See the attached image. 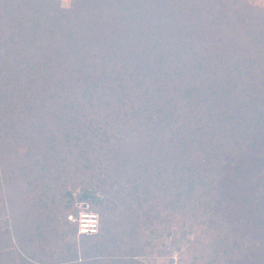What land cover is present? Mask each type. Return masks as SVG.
I'll return each instance as SVG.
<instances>
[{
	"label": "trees",
	"instance_id": "obj_1",
	"mask_svg": "<svg viewBox=\"0 0 264 264\" xmlns=\"http://www.w3.org/2000/svg\"><path fill=\"white\" fill-rule=\"evenodd\" d=\"M0 230V264H264V8L0 0Z\"/></svg>",
	"mask_w": 264,
	"mask_h": 264
},
{
	"label": "built area",
	"instance_id": "obj_2",
	"mask_svg": "<svg viewBox=\"0 0 264 264\" xmlns=\"http://www.w3.org/2000/svg\"><path fill=\"white\" fill-rule=\"evenodd\" d=\"M68 220L78 223L79 234L92 235L98 232L99 216L96 213L83 210L77 219L74 216H69Z\"/></svg>",
	"mask_w": 264,
	"mask_h": 264
},
{
	"label": "rangeland",
	"instance_id": "obj_3",
	"mask_svg": "<svg viewBox=\"0 0 264 264\" xmlns=\"http://www.w3.org/2000/svg\"><path fill=\"white\" fill-rule=\"evenodd\" d=\"M60 2H61V5H62V7H65V8H67V7H69L70 6V0H59ZM250 5H252V6H254V7H258V8H260V9H262V8H264V0H246ZM76 195H80V190H76L75 192H74V196H76ZM78 207H79V209L81 210L80 212H82L83 210H86L87 209V205L85 204H79L78 205ZM80 214V213H79ZM70 216H72V215H70ZM79 217V216H78ZM78 217H75L74 216V218L75 219H77ZM68 222H70L68 219L64 222L65 223V225H70ZM71 223H73V222H71ZM0 232H1V230H0ZM169 241H171V243H172V240L171 239H169ZM181 245V244H180ZM172 259H174V264H177L176 262H177V260H178V253L177 252H174L173 254H172ZM167 263V260L165 261V263L164 264H166Z\"/></svg>",
	"mask_w": 264,
	"mask_h": 264
}]
</instances>
